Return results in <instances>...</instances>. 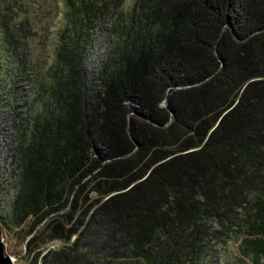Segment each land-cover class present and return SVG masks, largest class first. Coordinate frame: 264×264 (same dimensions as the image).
Instances as JSON below:
<instances>
[{"label":"trees","instance_id":"obj_1","mask_svg":"<svg viewBox=\"0 0 264 264\" xmlns=\"http://www.w3.org/2000/svg\"><path fill=\"white\" fill-rule=\"evenodd\" d=\"M127 1L56 3L48 67L39 1L0 0V223L28 264H211L232 240L260 264L264 0H136L130 18ZM108 23L122 42L91 75Z\"/></svg>","mask_w":264,"mask_h":264},{"label":"rangeland","instance_id":"obj_2","mask_svg":"<svg viewBox=\"0 0 264 264\" xmlns=\"http://www.w3.org/2000/svg\"><path fill=\"white\" fill-rule=\"evenodd\" d=\"M38 1L40 3L37 7L38 10L41 8V6L43 8V14H39L43 21L40 20L41 23L38 27V37L33 40V43L35 45L33 50V54L35 57L34 62L37 66L45 65L47 63L48 67H50L55 59L54 50L59 43L60 33L66 28V24L64 22L62 23L61 16H59L56 20L52 21L54 19V16L56 15L55 4L58 3L59 7L61 8V0ZM135 2L136 0H128L125 5V8L128 10L129 13L128 18H130L133 13L132 8L135 7ZM61 12H63V8H61ZM52 23L54 25L51 29L50 25H52ZM113 28H115V26L113 24L108 23L105 29H99L93 33L95 39L92 41V45L88 49V53L85 58V69L87 73L91 75L95 74L94 71H96L99 62L102 64L103 60H106L109 56L113 55L117 50V45H119V42H122V40H120V37L118 36L119 32L117 33L116 30H113L112 32ZM46 41L47 45L45 53L44 46ZM31 76L33 77V75ZM130 109L133 110V112L136 111V108L131 107ZM21 111V116L23 117H25L28 113L27 109L25 108ZM38 111L39 105H36L33 114L38 113ZM6 127H8V121L2 119L0 115V180H6V178H9L10 175H12L11 171L15 170V157H10V154H13V150L8 149V142L5 141L6 137H8V134H3L5 132L4 128ZM0 187V191L5 194V191L2 190L3 187ZM2 202L6 204V200H2ZM2 207L5 206L3 205ZM0 226L3 232L5 253L15 259L14 264H28L29 259L25 257L26 251L24 243H21L20 239L17 238L16 235L13 234L11 231L6 230L1 223ZM236 242L238 241H230L227 247L225 248L217 245L214 248L215 260H213L211 264H238L237 257L241 255L239 253L240 250ZM260 264H264V261H261Z\"/></svg>","mask_w":264,"mask_h":264},{"label":"water","instance_id":"obj_3","mask_svg":"<svg viewBox=\"0 0 264 264\" xmlns=\"http://www.w3.org/2000/svg\"><path fill=\"white\" fill-rule=\"evenodd\" d=\"M15 259L5 253L3 232L0 226V264H14Z\"/></svg>","mask_w":264,"mask_h":264},{"label":"built area","instance_id":"obj_4","mask_svg":"<svg viewBox=\"0 0 264 264\" xmlns=\"http://www.w3.org/2000/svg\"><path fill=\"white\" fill-rule=\"evenodd\" d=\"M61 246L62 245H61L60 242H54V243H52V244L49 245L48 251H50V250H56V249H58ZM39 264H43L42 261H40Z\"/></svg>","mask_w":264,"mask_h":264}]
</instances>
